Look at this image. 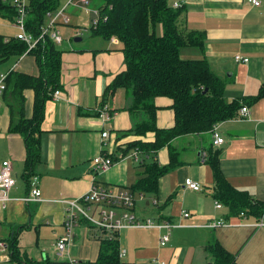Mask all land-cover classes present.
<instances>
[{
    "label": "crops",
    "instance_id": "0c3cea01",
    "mask_svg": "<svg viewBox=\"0 0 264 264\" xmlns=\"http://www.w3.org/2000/svg\"><path fill=\"white\" fill-rule=\"evenodd\" d=\"M172 1L168 0V3ZM183 1L184 9L178 18V25L181 29L202 31L205 41L203 51L195 47H183L180 49V57L205 58L210 69L224 81V97L227 101L256 95L264 85V0H260L259 6H253L248 0ZM118 47L119 41L116 38H111L100 48H81L79 52H69L68 47H60L64 49L62 87L58 89V99L51 96L45 103L41 123V159L34 167L29 185L20 177L25 158L23 139L18 133L8 131L9 113L3 100L0 107V137H6L8 153L0 163L9 160L14 172L15 162L20 171L15 172L14 177L16 179L19 176L21 181L17 183L16 179L10 189L11 200L1 211L0 220L7 218L9 223L27 229L35 228V231H39L42 225L49 227L56 243L64 234L62 222L66 204L62 200L75 199L87 192L93 179L95 183L104 186L124 189L144 174L141 155V162L127 155L115 161L104 172H96L92 163V158L101 151L117 156L121 153L119 146L134 139L152 140L154 137L153 132H147L142 137L128 134L120 137L139 121L147 119V115L130 111L131 97L124 89L118 88L113 94L106 91L113 76L124 66L123 55ZM236 53L247 57L248 61H235ZM14 68L30 74L37 71L33 58L26 55L14 59L3 72ZM24 95V114L29 118L32 115L33 93L25 90ZM102 104L114 112L112 119L103 127L97 114ZM247 107L248 117L232 118L219 123L224 142L214 149L220 151V169L229 184L264 202V95ZM155 122L158 127L170 126L171 110L159 109ZM103 128L109 130L107 139L100 136ZM211 143L209 131L186 134L173 138L168 146L156 152L152 160L159 166L168 163L169 150H173L180 164L159 178L156 195L142 193L140 198V193L135 192L134 212L140 218L151 217L155 221L176 223L182 220L186 226L172 228L170 239L164 246L159 245L163 229L120 230L119 245L124 253L121 260L127 256L133 264H157L159 261L166 264H212L204 246L217 240L228 251L236 253L237 264H264V228L253 227L256 220L253 216H243L239 220L236 217L227 219V207L222 203L220 208L215 206L217 200L213 197L212 170L201 157ZM150 160L146 157L145 162L149 163ZM187 177L199 182L201 190L194 191L185 187L184 179ZM33 185L40 190V200L28 203L21 201L20 198L27 195ZM138 202H141L139 207L136 206ZM184 211L190 214L189 217L182 218ZM217 218L235 224L215 229L198 226ZM84 226L92 227L81 220L74 229L72 242L76 241L75 231ZM93 229L95 244L88 246L89 241L83 237L78 250L81 260L78 255L76 258L68 257L67 252V256L61 257V262L71 264L70 260H74L79 263L97 257L98 240L104 235L97 228ZM123 230L142 232L124 233L121 237L120 232ZM0 234L2 239L14 236V233L9 232L5 238L1 230ZM90 248H93L92 255L88 253Z\"/></svg>",
    "mask_w": 264,
    "mask_h": 264
},
{
    "label": "trees",
    "instance_id": "16d2710c",
    "mask_svg": "<svg viewBox=\"0 0 264 264\" xmlns=\"http://www.w3.org/2000/svg\"><path fill=\"white\" fill-rule=\"evenodd\" d=\"M96 1L101 19L91 29V35L106 42L116 38L119 41L117 49L124 61L123 68L113 76L106 91L113 94L118 88L124 89L131 97L130 111L147 115V119L139 121L120 137L127 134L142 137L147 132L154 134L152 140L138 138L119 146L120 155L105 154L115 162L133 150H139L142 158V162H139H144V174L124 189L156 195L159 178L180 164L173 150H169L168 163L159 166L152 160L156 152L168 146L175 137L210 132L214 124L235 118L241 106L250 105L264 95V85L254 96L227 101L224 97V81L210 69L205 58H181V48L195 47L203 51L205 41L202 31L185 30L178 25L184 5L176 9L168 0ZM59 5V0H28L26 30L37 37L47 22V13L56 10ZM0 14L13 21L17 11L11 3L5 4L0 0ZM158 27L161 28L160 33ZM4 38L0 35V63L11 58L18 59L26 52L25 42L14 36L8 37L6 41ZM63 51L46 36L26 54L33 58L37 66L36 73H24L14 68L8 71L5 79L2 99L8 107V131L18 133L23 139L25 158L20 177L27 185L34 174V167L41 159V123L45 103L55 90L62 87ZM204 89H207L205 93ZM25 90L33 93L32 115L29 118L24 114ZM161 108L171 110L172 123L168 127L156 126V113ZM219 155V149H214L211 143L205 161L212 170L213 197L227 207V219L240 218L241 213L258 219L264 209V202L229 184L220 169ZM146 157L151 158L149 163L145 162ZM5 240L8 242L11 264H69L50 260L47 256L42 259L29 256L18 247L17 233ZM98 241L99 250L95 260L76 264H133L124 263L119 257L118 233L104 236ZM204 249L212 257V264H237L236 253L228 251L217 240L206 244Z\"/></svg>",
    "mask_w": 264,
    "mask_h": 264
},
{
    "label": "built area",
    "instance_id": "2783aa9c",
    "mask_svg": "<svg viewBox=\"0 0 264 264\" xmlns=\"http://www.w3.org/2000/svg\"><path fill=\"white\" fill-rule=\"evenodd\" d=\"M86 4L84 9L86 12H93L95 17L92 19L91 29L95 28L101 19V13L96 6L95 8H88L89 0H81ZM253 6H259L260 0H248ZM16 11L17 14L14 19V25L18 28V32L14 36L16 39L21 40L27 44V50L23 55H26L29 50L33 49L37 42L43 40L46 36L49 37L55 45L62 43L65 40L64 35L61 33V30L58 26L61 24H67L69 22V16L64 13L65 9L75 3V0H66L63 5L47 13V22L42 26L41 31L37 37H34L30 32L26 30L25 26V17H26V0H11L9 1ZM173 8H180L184 5L183 0H174L170 3ZM105 19V17H104ZM86 28V27H84ZM86 31V29H83ZM82 31L77 32L81 34ZM5 41L8 37L4 38ZM113 40V39H112ZM22 55V56H23ZM234 59L237 62H247L248 58L241 56L239 53L234 54ZM8 74L7 72L0 73V107L3 104V93L5 90V79ZM60 91L55 90L52 93V97L55 99L59 98ZM98 117L100 122L105 125L106 122L112 119L114 114L106 104H102L98 108ZM249 110L247 105L241 106L235 118H245L248 117ZM212 145L214 147H219L224 142V138L221 136L219 131V123H216L212 126L210 130ZM102 139H107L109 137V130L104 129L100 134ZM105 149V148H104ZM128 157H131L134 161H139V150H133L128 154ZM202 161L206 159V152L201 154ZM92 163L94 170L96 172H104L112 167L114 161L102 151L100 154L92 158ZM16 182L15 177L12 173V165L9 160H3L0 163V213L7 206L8 201L11 200L9 196L10 189L14 186ZM184 186L198 191L201 190V185L199 182L192 180L190 177L184 179ZM143 194L140 193V198ZM21 201L28 203L29 201L40 200V190L33 185L28 194L20 198ZM66 204L64 211L63 227L64 234L56 241L55 251L58 256L67 255V250L69 245L73 240L74 229L79 225L81 220H84L92 227L97 228L104 236H113L115 233H118L122 229L126 228H158L163 229L164 232L159 237V245L164 246L170 239L171 229L174 227H183L186 226L184 221L180 220L176 223L170 222L168 220H159L155 221L151 217L140 218L134 212L135 202H136V193L131 192L128 189H115L110 186H104L99 183H95L93 179L91 187L81 196L75 199L62 200ZM156 204V201H154ZM215 206L217 208L222 207L221 202L215 201ZM94 207L93 214H89ZM188 212L182 213V218L189 217ZM246 216L244 213H241V217ZM240 218H238L239 220ZM240 222H238L239 224ZM230 221H226L224 218H217L213 220H208L198 224V226L206 229H215L222 226L233 225ZM255 229L264 228V209L262 214L258 219L253 223ZM124 255L123 251H119V257L121 258ZM0 260L10 262V254L8 249V242L5 239L0 238ZM71 264H76L74 260H70ZM157 264H166L164 261H159Z\"/></svg>",
    "mask_w": 264,
    "mask_h": 264
},
{
    "label": "rangeland",
    "instance_id": "374dc122",
    "mask_svg": "<svg viewBox=\"0 0 264 264\" xmlns=\"http://www.w3.org/2000/svg\"><path fill=\"white\" fill-rule=\"evenodd\" d=\"M3 3L7 4L9 3V1L11 0H1ZM66 0H59L60 2V6L63 5V3ZM26 2H28V0H26ZM98 5V2L96 0H89V4H87L88 8H95ZM84 6H86L85 3H83L81 0H75V3L69 5L64 13L66 15L69 16V22L67 24H61L59 26V29L62 31L61 33L67 38L66 40H64L62 43L57 44L56 46L59 49H62L64 46L68 47L67 51L69 52H79L82 49H86V48H100V46L102 45H106L105 40H103L100 37L97 36H92L91 35V23H92V19L93 17H95V15L93 14V12L89 11L86 12V10L84 9ZM3 13V12H1ZM86 27V28H84ZM83 29H86V31H83ZM18 28L14 25V20L10 21L6 18H3L0 14V35L5 36V37H13L16 35V33L18 32ZM82 31L81 34L77 35V32ZM158 33L161 32V28L158 27ZM75 37H80L81 40L80 41H75L74 38ZM62 47V48H60ZM80 49V50H79ZM64 50V49H62ZM66 50V49H65ZM14 62V59H8L5 62L0 63V72L6 71L7 68ZM7 140L6 137H0V161L5 158L7 156ZM20 169H18L16 167V163L14 162V172L13 176L15 175V172L19 173ZM17 179V183H20V177L16 176ZM137 207L141 206V202H138ZM94 212V207L88 211L89 214H93ZM20 230L19 233H17ZM49 227H44L43 225L40 226V230L39 231H35V228H23L20 225H14L12 223H9L8 219H1L0 220V230L4 232L3 237H8V233H17V245L20 248L21 251H25L29 256L35 258V259H42L44 258V255H48L50 260H56V261H63L61 259V256H58L56 254L55 249V237H53L52 232L49 230ZM86 231V232H84ZM75 232H77L76 234V241L72 242L69 245V250H67L69 252V256L71 258H76V256L78 255V250L79 248H81L82 245V240L83 237L86 239V241L88 240L89 242H87L88 246H93L94 243V229L93 227H89V226H84V227H80L78 230H76ZM141 230H123L120 232L121 237L122 234L124 233H132V234H136V233H141ZM0 236H2V234H0ZM75 237V236H74ZM21 238V239H20ZM103 238V237H102ZM74 239V238H73ZM94 243V244H93ZM120 250H123V248H120ZM92 251L93 248H90V250H88V253L92 255ZM209 256V259L212 260V257L207 254ZM67 256V255H65ZM73 256V257H72ZM79 257V255H78ZM128 257L126 256L125 258H123V262H129ZM79 259L81 260V257H79ZM69 260V259H68ZM90 260H95V259H90ZM0 264H11V262L9 261H1L0 260Z\"/></svg>",
    "mask_w": 264,
    "mask_h": 264
},
{
    "label": "water",
    "instance_id": "95a60500",
    "mask_svg": "<svg viewBox=\"0 0 264 264\" xmlns=\"http://www.w3.org/2000/svg\"><path fill=\"white\" fill-rule=\"evenodd\" d=\"M74 40H75V41H80L81 38H80V37H75ZM206 91H207V89H204V90H203L204 93H205ZM209 264H210V263H209Z\"/></svg>",
    "mask_w": 264,
    "mask_h": 264
},
{
    "label": "bare ground",
    "instance_id": "6f19581e",
    "mask_svg": "<svg viewBox=\"0 0 264 264\" xmlns=\"http://www.w3.org/2000/svg\"><path fill=\"white\" fill-rule=\"evenodd\" d=\"M78 35V34H77Z\"/></svg>",
    "mask_w": 264,
    "mask_h": 264
}]
</instances>
